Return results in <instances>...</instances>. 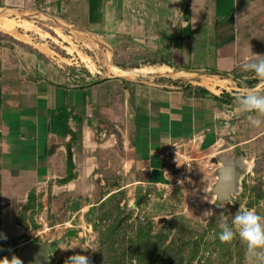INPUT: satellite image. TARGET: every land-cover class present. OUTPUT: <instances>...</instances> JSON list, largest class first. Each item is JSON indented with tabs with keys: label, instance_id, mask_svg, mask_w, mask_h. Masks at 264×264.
<instances>
[{
	"label": "rangeland",
	"instance_id": "374dc122",
	"mask_svg": "<svg viewBox=\"0 0 264 264\" xmlns=\"http://www.w3.org/2000/svg\"><path fill=\"white\" fill-rule=\"evenodd\" d=\"M109 2L107 23L102 24L104 33L97 37L79 29L68 32L61 21L50 17L37 14L31 18L16 10H5L29 23L23 26L27 34L22 27L9 35L0 33L1 45L22 58L32 54L35 60L43 54L54 61L47 62L49 74L66 75L73 85H96L106 77L107 83L101 85L105 88L88 105L91 116L82 118L79 124L90 127V131H77L75 180L65 185L54 179L32 189L21 222H17L19 209L8 226H0V261L5 257L10 260L30 242L48 241V264H66L72 249L80 252L89 245L98 249L83 253L91 264H246L245 245L239 239L222 243L219 225L227 222L232 226L238 211L254 210L264 217V125L252 126L247 114L239 110L238 101L236 108L232 107L230 127L221 119V125H226L221 142L226 150L221 155L243 158L247 168L240 177L239 191L226 201L225 208L218 209L214 206L216 196L211 193L216 168L209 171L197 165V172L192 168L172 183L160 186L148 183L132 167L129 110L133 88L138 84L182 85L194 94H202L200 88H204L229 102L247 90L264 93V80L251 72L245 76L248 82L242 83L240 74L194 68L187 63L201 58L195 46L196 58L190 59V43L195 38V30L189 26L186 29L190 0ZM218 5L219 11L229 6L220 1ZM219 23L207 36L209 40L215 36L212 45L216 47L225 43L222 37L228 41L231 33L230 22ZM222 25L226 33L218 40L214 29ZM258 36L264 41V36ZM74 51L81 62H73L74 56L68 55ZM255 53V57L264 59V48H257ZM57 64L63 67L55 68ZM159 65H170L172 70H158ZM145 66H153L155 71L131 76L113 73L115 67L134 70ZM91 72L94 77H89ZM160 218L164 219L158 223Z\"/></svg>",
	"mask_w": 264,
	"mask_h": 264
},
{
	"label": "crops",
	"instance_id": "0c3cea01",
	"mask_svg": "<svg viewBox=\"0 0 264 264\" xmlns=\"http://www.w3.org/2000/svg\"><path fill=\"white\" fill-rule=\"evenodd\" d=\"M109 1L0 0V19L5 17L13 19L17 24L22 23L20 18L5 13V10H16L21 14H29L31 18L39 14L61 21L69 28L68 32L70 29H79L97 37L104 33L102 24L107 23ZM219 1L229 5L223 8L225 11L218 10L221 8H218ZM263 2L264 0H190L186 29L189 26L190 30H195V38L190 43L193 49L190 59L194 61L196 58L193 52L195 46L198 47L201 58L199 62L187 63L194 68H214L215 71L240 74L239 78L246 80L245 76L251 72L245 71L243 64L249 60L256 61L259 57H255L257 48H264L263 38L258 36H264V5L260 7ZM227 21L230 22L231 29L229 40L221 38L226 33L223 30L226 28L222 25L216 31L214 29V32L217 33L218 40L220 37L225 43L213 46L215 36L211 40L207 37L211 34V27L213 29L216 22L226 24ZM52 30L55 32V28ZM22 32L26 33L24 30ZM0 33L10 34L1 29ZM31 55L22 58L14 50L0 44L2 228L4 225L8 226L10 217L15 219L17 211L32 189L39 184L65 177L68 173L67 147L70 148L74 170H78L74 145L79 136L77 131L82 130L87 134L90 131V127L85 124L80 127L79 124L82 118L91 116L88 105L105 88L101 85L107 83L104 81L106 77L96 81V85L89 82L73 85L70 83L72 78L66 75L56 77L49 74L46 65L47 62L53 63L52 59L49 61L43 54H38L32 60ZM68 55L74 56L73 62H81L76 51ZM57 65L55 68L63 67ZM156 68L161 71L172 70L170 65H159ZM154 71L153 66L134 70L115 67L113 73L131 76L137 72ZM91 73L89 77H94L95 74ZM126 92L128 94V89ZM133 95L128 125L129 162L148 183L162 186L172 182L167 179L165 171L171 166L179 165L186 155L193 158L194 170L198 168L197 165L206 170L215 161V157L226 150L221 144L223 130L226 125L230 127L232 124L230 118L232 107L236 108V98L225 102L217 99L221 96L213 92L194 94L184 90L182 85L159 84L135 85ZM221 119L225 120V126L221 125ZM217 166L215 163L213 167ZM75 178L64 184L69 185Z\"/></svg>",
	"mask_w": 264,
	"mask_h": 264
},
{
	"label": "clouds",
	"instance_id": "9594fccd",
	"mask_svg": "<svg viewBox=\"0 0 264 264\" xmlns=\"http://www.w3.org/2000/svg\"><path fill=\"white\" fill-rule=\"evenodd\" d=\"M245 71L253 72L255 78L264 80V59L256 61L249 60L243 64ZM239 110L247 114L249 123L260 128L264 125V93L259 91L247 90L236 97ZM208 211L205 212L207 214ZM171 218V217H169ZM221 231L219 239L222 243L231 244L239 239L246 247V264H264V217L258 215L254 210L238 211L232 221V226L227 222L219 225ZM0 238L3 234L0 233ZM69 250V249H62ZM97 251L90 245L76 252L72 249L71 255L66 259V264H91L89 256L83 254L85 251ZM0 264H22L19 257L13 256L10 260L5 257Z\"/></svg>",
	"mask_w": 264,
	"mask_h": 264
},
{
	"label": "water",
	"instance_id": "95a60500",
	"mask_svg": "<svg viewBox=\"0 0 264 264\" xmlns=\"http://www.w3.org/2000/svg\"><path fill=\"white\" fill-rule=\"evenodd\" d=\"M245 78H239L244 80ZM218 164L215 169V182L211 188V193L216 196L214 206L219 208L226 207V201L231 200L232 195L239 191V180L244 170L247 168L243 158L233 156L218 155L214 161ZM164 218H160L158 223ZM51 247L48 241L30 242L27 246L17 252L22 264H48V255Z\"/></svg>",
	"mask_w": 264,
	"mask_h": 264
},
{
	"label": "trees",
	"instance_id": "16d2710c",
	"mask_svg": "<svg viewBox=\"0 0 264 264\" xmlns=\"http://www.w3.org/2000/svg\"><path fill=\"white\" fill-rule=\"evenodd\" d=\"M248 80H243L242 83H247ZM200 92L203 94V93H209L208 90L204 89V88H200ZM216 98V96H214ZM217 99H220L221 101L222 98L221 97H218ZM226 102V101H225ZM66 163H67V170H68V173L65 175V177L59 179L61 180L63 183H67L69 181H71L72 179L75 178V170H74V165H73V162H72V158H71V152H70V148L67 147V159H66ZM30 196H31V193H29L27 195V199L25 200V202L23 203L22 207L20 208V210L18 211V214H17V222L20 223V216H21V213L24 212L25 210H27L29 208V205H30ZM15 239H12V242H14Z\"/></svg>",
	"mask_w": 264,
	"mask_h": 264
},
{
	"label": "built area",
	"instance_id": "2783aa9c",
	"mask_svg": "<svg viewBox=\"0 0 264 264\" xmlns=\"http://www.w3.org/2000/svg\"><path fill=\"white\" fill-rule=\"evenodd\" d=\"M193 158L190 157L189 155H186L182 161L180 162L179 165L177 166H171L170 168L167 169V171H165L166 175H167V179L168 180H172V179H177V177H181L183 175V173L185 171H190L193 165ZM214 165L209 164L207 166V169L210 170H214L215 167H213ZM213 168V169H212ZM172 183V182H169Z\"/></svg>",
	"mask_w": 264,
	"mask_h": 264
},
{
	"label": "bare ground",
	"instance_id": "6f19581e",
	"mask_svg": "<svg viewBox=\"0 0 264 264\" xmlns=\"http://www.w3.org/2000/svg\"><path fill=\"white\" fill-rule=\"evenodd\" d=\"M24 23H29V22H27V21H24V22H22L21 24H16V22L13 20V19H8V18H2V19H0V29L1 30H4V31H6V32H12L14 29H15V27H22V26H25V24ZM41 32V31H40ZM14 35L16 36V33H14ZM41 36V35H40ZM43 36H46V35H44V33H43ZM89 44V43H88ZM36 45V44H35ZM208 88H211L212 90H215L213 87H212V85H209V86H207Z\"/></svg>",
	"mask_w": 264,
	"mask_h": 264
}]
</instances>
